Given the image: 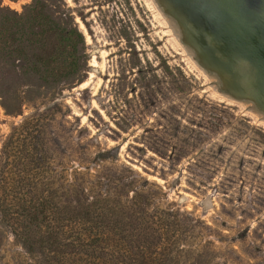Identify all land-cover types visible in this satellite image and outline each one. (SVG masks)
Segmentation results:
<instances>
[{"label":"rangeland","instance_id":"374dc122","mask_svg":"<svg viewBox=\"0 0 264 264\" xmlns=\"http://www.w3.org/2000/svg\"><path fill=\"white\" fill-rule=\"evenodd\" d=\"M159 6L0 0V209L31 192L106 199L144 264H264V119L195 65ZM48 26L76 29L75 46ZM0 264H45L1 213Z\"/></svg>","mask_w":264,"mask_h":264},{"label":"trees","instance_id":"16d2710c","mask_svg":"<svg viewBox=\"0 0 264 264\" xmlns=\"http://www.w3.org/2000/svg\"><path fill=\"white\" fill-rule=\"evenodd\" d=\"M40 6L33 7L34 19L45 17L36 11ZM39 32L49 43L52 37L73 47L79 36L76 29L60 31L50 26L42 27ZM68 54L72 59L63 67L70 69L65 70L70 75L75 71L76 61L73 52ZM38 57L41 64L49 66L48 71H52L53 76L61 75L58 67H62V63H57L58 58L51 52L45 58L42 54ZM26 196H22L18 204L1 207V220L24 247L31 254L41 256L45 264H127L129 258L134 264H144L146 255L138 248L134 254H127L126 239L121 232L123 221L116 213L117 207L108 200L57 206L42 193L31 192ZM148 258L150 262L158 259L154 255Z\"/></svg>","mask_w":264,"mask_h":264},{"label":"water","instance_id":"95a60500","mask_svg":"<svg viewBox=\"0 0 264 264\" xmlns=\"http://www.w3.org/2000/svg\"><path fill=\"white\" fill-rule=\"evenodd\" d=\"M197 61L264 114V0H157Z\"/></svg>","mask_w":264,"mask_h":264},{"label":"bare ground","instance_id":"6f19581e","mask_svg":"<svg viewBox=\"0 0 264 264\" xmlns=\"http://www.w3.org/2000/svg\"><path fill=\"white\" fill-rule=\"evenodd\" d=\"M158 4V2H157ZM160 7V6H159ZM172 25H173V28L176 29L178 32H180V29H179V26L177 25V23L175 22V20L173 18L170 17V21H169ZM180 38H181V32H180ZM183 45H185V47L187 48V52L189 53V55L191 56L193 62L195 63V65L203 72L205 73L207 76H209V78L214 82V84H216L217 86H220V90L221 92L225 95V96H228L232 99H237L231 95H229L227 92H225L224 90H222L221 88V83L218 79V77L211 71H209L208 69H206L205 67H203L198 61L197 59L195 58V54H194V51L189 47L187 46L186 44L183 43ZM237 100H240L242 102H244L247 106H253L255 109L254 111L257 113V115L264 119V114L263 112L259 111L254 105L252 102H250L249 100H243V99H237ZM250 104V105H248Z\"/></svg>","mask_w":264,"mask_h":264}]
</instances>
